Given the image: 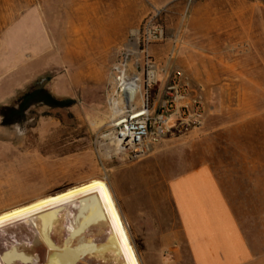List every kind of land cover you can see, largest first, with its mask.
<instances>
[{
  "label": "rangeland",
  "instance_id": "1",
  "mask_svg": "<svg viewBox=\"0 0 264 264\" xmlns=\"http://www.w3.org/2000/svg\"><path fill=\"white\" fill-rule=\"evenodd\" d=\"M146 23L163 33L149 47L160 73L152 115L174 71L202 95L205 115L121 154L110 139L123 115L112 113L113 67L129 53L130 75H142L136 40ZM38 81L69 103L36 99L5 118ZM204 165L264 250V0H0V213L102 179L142 264H191L158 235L175 222L169 182Z\"/></svg>",
  "mask_w": 264,
  "mask_h": 264
},
{
  "label": "bare ground",
  "instance_id": "2",
  "mask_svg": "<svg viewBox=\"0 0 264 264\" xmlns=\"http://www.w3.org/2000/svg\"><path fill=\"white\" fill-rule=\"evenodd\" d=\"M118 81L131 106L137 83ZM113 114L122 115L113 101ZM113 116V115H112ZM0 264H142L102 179L0 213Z\"/></svg>",
  "mask_w": 264,
  "mask_h": 264
},
{
  "label": "crops",
  "instance_id": "3",
  "mask_svg": "<svg viewBox=\"0 0 264 264\" xmlns=\"http://www.w3.org/2000/svg\"><path fill=\"white\" fill-rule=\"evenodd\" d=\"M168 194L175 222L158 235L162 250L184 253L191 264H264V250L256 248L209 166L173 178Z\"/></svg>",
  "mask_w": 264,
  "mask_h": 264
},
{
  "label": "built area",
  "instance_id": "4",
  "mask_svg": "<svg viewBox=\"0 0 264 264\" xmlns=\"http://www.w3.org/2000/svg\"><path fill=\"white\" fill-rule=\"evenodd\" d=\"M162 38V30L153 23H146L138 30L136 44L142 58L140 77L131 76L129 73L131 56L129 53H123L113 67L116 76L115 95L126 108L110 132V139L118 153L135 154L146 151L171 131L177 134L187 132L198 127L204 118L205 105L202 95L191 91L187 78L178 71L169 75L157 112L152 115L149 109L151 89L160 82V73L149 54V47ZM123 74L126 83L139 85V92L131 106L126 92H123V87L118 81ZM136 101L140 102V111L133 109Z\"/></svg>",
  "mask_w": 264,
  "mask_h": 264
},
{
  "label": "trees",
  "instance_id": "5",
  "mask_svg": "<svg viewBox=\"0 0 264 264\" xmlns=\"http://www.w3.org/2000/svg\"><path fill=\"white\" fill-rule=\"evenodd\" d=\"M43 83H44L43 81H38L33 85L31 89L23 93L18 99L19 104L17 105V108L15 107L6 108L5 110H7V113L4 115L5 118L17 117L27 108L29 103L35 101L36 99L37 100L41 99L48 106L55 108H63L69 103V101L55 100L50 95H48L46 93V90L43 88L42 85Z\"/></svg>",
  "mask_w": 264,
  "mask_h": 264
}]
</instances>
